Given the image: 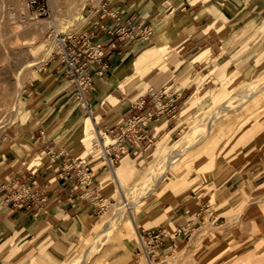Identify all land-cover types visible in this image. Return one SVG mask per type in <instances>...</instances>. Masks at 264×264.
Returning <instances> with one entry per match:
<instances>
[{
  "label": "rangeland",
  "instance_id": "obj_1",
  "mask_svg": "<svg viewBox=\"0 0 264 264\" xmlns=\"http://www.w3.org/2000/svg\"><path fill=\"white\" fill-rule=\"evenodd\" d=\"M56 1L57 6L54 7L50 0H0V12L1 9L6 11L5 23L2 29H0V32L2 30L6 34V45L12 47L19 46L20 39L12 33L15 32L18 27L20 28V23H34L44 20L51 22L53 19H57L59 22L58 30L64 32L61 38L66 39L67 44H69V40L72 43L76 42L78 37L84 35L91 26L90 18L99 9L102 0L98 2L96 0H88L86 7L82 11L83 23L81 24L66 19L64 9L69 3V0ZM104 1L105 0H103V2ZM54 31L55 27H49L34 44H31L32 41H29V39L26 40L34 57H41L47 52V58L42 64L33 67L34 72L32 76H30V82L26 83L24 90L20 93L19 106L15 109L12 105L9 112L5 109L9 108V106H6L7 103L3 106V113L8 114L7 116H3L4 119H2V122L5 124V127L0 131V188L2 186H8L12 173H17L22 170L23 167H26L25 165H20V158L32 152H36L35 150L25 147L24 143L20 142L21 124H24V122L28 120L22 102L28 88L42 78V73L47 71L51 65H55V63L57 65V58L56 56L54 57V54H57L61 49L56 50L58 42L53 33ZM256 47L257 49L252 55L243 57L238 62V57H236L235 60H232L234 59L233 57L228 59V69L225 71L235 66V70H241V72L245 74L251 72V79H255L257 76L261 75L262 73H259L257 69L264 64V56L262 55L264 52V38L257 43ZM53 51L54 53L52 55ZM168 54V48L164 49L160 55L159 64L144 72L138 81L128 82L125 88L114 84V80L116 79H112L109 82L103 81L104 83L101 87H103L104 90H102V93L97 99L93 100L86 97V100L91 99L93 102L98 103L103 98L105 94H103V92L105 90L110 92L115 89L114 93L116 94L119 105L115 110L104 114L102 120L96 121V127L98 129L105 132V130L111 129L118 123H121L125 118L124 112L128 105V99H135L140 94L145 93L146 89L150 86H154L156 87L155 89H158L161 85L165 84L170 77L168 63L175 58L168 57ZM259 57H262L260 62H258ZM5 61H7V59L1 60L0 66L3 65ZM235 62L241 63L235 65ZM212 63L214 66L213 68L216 66L217 70L215 74L211 75L208 79L209 81L204 80L202 83L199 81L195 82L199 76H203L202 74H197V76L193 78L188 77L184 86L195 84V91L198 89H201V91L215 89V87L221 83L219 81L220 79L217 77L221 65L216 62V60H212ZM2 85L4 84L0 82V87ZM109 85L111 87H109ZM175 88V85L172 88L166 87L168 92L173 91ZM2 90H7V88H0V99L3 96L1 93ZM10 101L11 99L8 100V105ZM126 101L127 103L125 106L120 108L121 104L123 105ZM82 102L83 101L79 99H75V106H77V109L74 115L78 116L65 123V126H67L71 124L72 121L75 122V125L66 133V136H68L67 138L78 137V140H76L73 145L76 147L73 155L76 160L80 159L81 162L87 163L89 165L88 167H90V171L94 173V176L91 177L92 185L87 186L91 175H88L85 171L82 172V182L84 183V190L86 192L82 201L88 204V207L97 205L95 212L96 216L91 228L67 249V253L59 256L53 253L49 254L52 260L55 259L57 261L56 264L80 263V261L83 260L82 255L84 253L82 250L84 243L83 238L89 235L94 226H104L103 217L111 205H116L119 208L125 202L118 199L116 196L103 193L105 184L103 185L101 182L97 181V176H101L106 178V186L113 185L108 166L103 161L100 162L103 158L100 157L95 160V158L101 156L102 153H100V150L93 145L88 151H86L87 149L80 150L82 140L84 139V137L81 138L83 127L82 120L84 118V114H82L84 111H81ZM183 106L184 104L177 110L175 118L168 122H166V118L163 117L164 115H161L160 118H162L161 122L164 124V128L158 133L157 139L153 137L152 133L151 141L145 151L134 153V155L123 159V157L126 156L125 154L121 156L115 165L119 163L122 164L127 160H133L134 162H140L142 159H144L145 162L150 160L152 157V147L155 143H157L160 138H163L166 132L170 133V130L176 129ZM197 108L198 110L194 109L186 115L185 121L191 123L193 119L199 115L200 110L199 107ZM10 117L13 118V120L6 125V122H8L7 119ZM65 126L60 128V130L65 128ZM236 133L237 138L234 144L230 142L226 147L228 151L227 156L225 158H217V164L210 170V176H208V178L202 180L199 175V177L193 181V184L189 183L190 186L187 184L181 185L180 178L174 175L171 170H168L165 172L166 181L163 183L159 182L158 184L160 175L155 174V180L144 186L145 188L142 190L143 198L140 199L141 195L140 197L136 196L135 200L132 202L133 205L125 206V214L122 218L130 219V215L133 222L138 227V232H141L143 228L145 232H148V230L156 227L171 235V231L175 228V221L173 223H168L170 220L184 219L180 222L184 224L186 219H196L195 225L191 227V235L185 240H182L181 236L178 239L177 246L172 242H167L166 245L152 254V260H155L156 257V259H158L156 261L158 264H264V229L262 227L259 228L257 223L253 222V219H256L260 215H264L262 212V207L264 205V177L259 183L251 180L254 178L253 176L256 175L257 171L264 170V121L262 120L260 122L258 119L254 118L244 119L237 125ZM169 137V141L178 140L180 133L176 129ZM3 138L7 139L2 140ZM190 142H193V146H190L189 151L179 159L182 163H188V166H192L194 156L205 157L212 152L214 147L211 141L201 142L192 138ZM41 156L44 157L47 155ZM48 159L49 158H47V160ZM229 163L231 167L228 166V168H226ZM239 163V167H236ZM256 164L260 166L256 168L254 175H250L251 179L247 174L243 175V172L249 170V167H253V165ZM163 170L164 167L162 165L159 166V172ZM239 170H241L242 178L233 181L230 178L231 175L233 172ZM260 176H264V172ZM128 179H130L131 182L133 176H129ZM203 181L204 184L201 185ZM197 185H199V187H196ZM113 188L115 187L113 186ZM161 188L163 189L160 190ZM93 189L94 193L92 195L94 197H92L93 201H90L88 196ZM133 192V190L130 191L126 199L131 198ZM2 203L3 197L0 195V206ZM167 208H169L168 210L175 208L172 216H167L165 212ZM126 210L129 211L127 212ZM130 210L132 212L128 214ZM164 219L165 222L161 223L160 221ZM220 219H226V222L220 224L218 223ZM106 230H108V228H106ZM128 230L130 229L128 228ZM232 235L238 238L233 239ZM145 241L147 244L149 243L147 239H145ZM27 243L29 244L24 245V241L21 242L20 240L18 247L22 250L26 249L28 246L31 247L30 241ZM49 243L53 246H57L55 240H44L38 245L47 246L50 245ZM5 246L6 245H2V247ZM34 246L32 245L31 248ZM107 246H102L101 252L104 250L103 248ZM163 248L166 250H163ZM150 250L152 251V249ZM225 250L226 252H224ZM165 251H170L167 257H165ZM99 253L100 251L98 254ZM117 254V257L113 254L108 256H100L99 254L97 256H99L98 258L100 259L95 264H138V262H140V264H148L145 262L141 246L135 239H131L129 236L120 245ZM219 254H221V256ZM1 256L0 264H30L24 259L20 260L16 258V256L9 259L6 256L1 258ZM121 259L124 260L122 263Z\"/></svg>",
  "mask_w": 264,
  "mask_h": 264
},
{
  "label": "crops",
  "instance_id": "obj_2",
  "mask_svg": "<svg viewBox=\"0 0 264 264\" xmlns=\"http://www.w3.org/2000/svg\"><path fill=\"white\" fill-rule=\"evenodd\" d=\"M102 2L103 0L90 18L91 26L87 30L92 40L102 45V60L108 66L101 77L94 76L92 88L87 93V97L93 100L104 90L101 87L103 81L109 82L127 76L134 70L135 58L148 47L157 45L155 35L157 37L169 30L180 33L165 41L168 57H175L168 63L169 79L158 89L150 86L135 99H128L125 118L114 128L123 125L132 114L140 112L130 107L131 103L140 98L144 97L145 108L154 111L153 100L164 90L167 98L163 96L160 100L171 101L179 109L191 99L196 89L195 84L184 86L188 77L207 75L209 70L214 69L212 60L222 65L232 57V60L238 57L237 62L243 57H249L256 51L257 43L264 38V0ZM112 44H116V47L112 48ZM198 57L201 59H192ZM180 59L183 61L177 65ZM237 62L234 64L241 63ZM99 68L100 65L91 66V70ZM184 70L186 72L182 73ZM174 85L176 88L168 92L166 87L172 88ZM23 99L28 120L21 124L20 142L38 154L47 155L49 159L37 169L23 167L19 172L12 173L8 186L0 188V195L3 197L0 206V256H7L9 259L29 255L44 240L56 241L57 246L50 243L47 246H52L51 253L59 256L67 253V249L94 224L97 205L88 207L82 201L86 195L82 172L91 175L87 186L92 185L91 177L94 173L87 163L76 160L73 155L76 149L73 145L78 137L66 136L75 123L72 121L67 126L65 123L78 115H74L77 109L74 87L64 73L51 65L42 73V78L28 88ZM126 103L127 101L121 104L120 108ZM160 119L162 118L154 121L152 126ZM259 166L256 164L249 167L243 175L247 174L251 179L250 175H254ZM240 171L233 172L230 178L233 181L241 179ZM263 172L264 170L257 171L251 180L259 183L263 180L264 176H260ZM93 193L94 189L88 196L90 201H93ZM262 212L264 213V205ZM182 220L184 219H174L168 223L175 221L177 229L193 227L196 223V219H186L184 224L180 223ZM160 222H165V219ZM225 222L226 219L218 220L220 224ZM253 222H259L264 229V215L253 219ZM156 230L159 229L154 227L145 232L143 228L145 233ZM232 237L238 238L235 235ZM20 240L24 241V245L30 241V246H35L22 250L18 247ZM51 253L47 254L48 257Z\"/></svg>",
  "mask_w": 264,
  "mask_h": 264
},
{
  "label": "bare ground",
  "instance_id": "obj_3",
  "mask_svg": "<svg viewBox=\"0 0 264 264\" xmlns=\"http://www.w3.org/2000/svg\"><path fill=\"white\" fill-rule=\"evenodd\" d=\"M50 1L52 6H57L56 0ZM96 1L98 2L100 0ZM87 2L88 0H69V3L64 9L66 19L68 21H73L74 23H83L82 11L86 7ZM5 14L6 11L1 9L0 29H2L5 23ZM19 26L20 28L18 27V29L12 33L20 39L19 46H7L5 42L6 34L2 30L0 32V61L7 59V61L0 66V82L5 85V87L4 85L1 87L4 89L7 88V90H2L1 92L3 96L0 99V131L5 127V124L2 122V119H4L3 116H7L8 114L3 113V106L7 103L6 106H9V108L5 109L6 111L8 110V112L12 105L15 109L19 106L20 93L24 90L26 83L30 82V76H32L34 72L33 67L42 64L48 55L46 52L41 57H34L26 40L29 39V41H32L31 44L36 43V41L42 36L43 32L53 26L55 27L53 33L58 42L56 50H62L64 47V38H61L64 32L58 30L59 22L57 19H53L51 22L44 20L34 23H20ZM169 31L155 37L157 45L148 47L147 50L136 57L133 61L134 70L129 73V75L114 80V84L125 88V85L128 82L138 81L144 72L149 68L158 65L161 53L164 49L168 48L167 42L165 41H168L170 37H174L177 34L175 30L172 32ZM177 35L179 36L180 33ZM53 53L54 51L52 52V55ZM262 55L264 56V52ZM192 59L200 60L201 57ZM261 59L262 57H259L258 62H260ZM181 61L183 60L180 59L176 64L179 65ZM228 63L229 62L225 61L219 67L220 71L217 74V77L220 79L219 81L221 83L217 85L215 89L207 91H201V89H198L193 93L191 99H189L181 108L182 112L176 127L177 131L180 133L179 139L169 141V135L174 133L176 129L171 130L170 133H166L165 136L160 138V140L152 147V157L146 162L144 159L140 162L127 160L122 164L119 163L118 165H112L104 151V147L110 143L111 138L103 130L101 131L96 127V121L102 120L104 114L115 110L119 105L116 94L114 93L115 89L112 88L113 90L110 92L105 90L106 92L103 98L98 103L93 102L91 99L86 100L85 98L83 100L81 111H84V113H82L84 114V118L82 120L83 127L81 138L84 137V139L82 140L80 150L87 149L86 151H88L92 145L100 150V153L102 154L95 158V160L100 157L103 158L100 162L103 161L108 166L113 185L106 186L107 180L101 176H97V181L101 182L103 185L105 184L103 193L116 196L118 199L125 202L119 208L116 205H111L103 217L104 226H94L89 235L83 238V260L78 264H95L100 259L98 258L99 256H97L99 254L100 256L113 254L117 257L118 248L128 236L131 237V239H135L141 246L146 263L158 264L156 262L158 260L156 257L155 260H152V258L148 256V245L145 244V246H143L138 232L139 230H137L138 227L135 225L130 215V219L122 218L125 214V206L133 205L132 202L135 200L136 196L140 197L141 195L140 199L143 198L142 190L147 183L155 180V174L160 175V181H158V184L159 182L163 183L166 181L165 172L168 170H171L174 175L180 178L181 185L187 184L190 186L199 175L202 180L208 178V176H210V170L217 164V158H225L228 153L226 150L227 145H229L230 142L234 144L237 138V125L244 119L247 120L249 118L258 119L260 122L262 120L264 121V64L257 69L259 73L262 74L255 79H251V72L245 74L241 72V70L237 71L235 70V66L225 71L228 69ZM216 70L217 67L215 66V68L211 69L207 75L199 76L195 82L199 81L202 83L204 80L207 81L211 75L215 74ZM184 72H186V70L182 73ZM109 87L111 86L109 85ZM10 99L11 101L8 105V100ZM197 107H199L200 110L199 115H197L191 123L185 121L186 115L194 109L198 110ZM7 120L8 122H6V125L13 120V118L10 117ZM161 121L162 119L154 124L152 133L155 138L158 136V131L164 127V124H162ZM192 138L201 142L211 141L214 147L212 152L205 157L194 156L192 166H188V163H182L179 159L189 151L190 146H193V142H190V140L192 141ZM134 153L137 152L127 153L123 159L134 155ZM47 158V156L43 157L37 152H32L31 154L20 158L19 163L21 166L25 165L28 168L37 169L47 160ZM161 165L164 167V170L159 172V166ZM228 166L231 167V164L229 163L226 168H228ZM129 176H133L131 182L130 179H128ZM202 184H204V181L201 185ZM113 186L115 188H113ZM196 187H199V185ZM162 189L163 188L160 190ZM132 190L134 191L132 197L126 199V196ZM168 209L169 208H167L165 212L169 217L174 214L175 208ZM131 212L132 211L130 210L128 214H131ZM256 223L260 228V223ZM106 228H108V230H106ZM128 228L131 231L128 230ZM105 245L108 246L103 248L104 250L101 252L102 246L104 247ZM51 247L52 246L46 247L37 245L36 249L31 254L20 255L17 258L20 260L24 259L30 264H56L57 261L55 259L52 260L47 255L48 253H51ZM163 250L166 249L163 248ZM99 251L100 253L98 254ZM224 252H226V250ZM164 254L165 257H167L168 254H170V251H165ZM219 255L221 256V254ZM121 260L122 263L124 260ZM138 264H140V262H138Z\"/></svg>",
  "mask_w": 264,
  "mask_h": 264
},
{
  "label": "built area",
  "instance_id": "obj_4",
  "mask_svg": "<svg viewBox=\"0 0 264 264\" xmlns=\"http://www.w3.org/2000/svg\"><path fill=\"white\" fill-rule=\"evenodd\" d=\"M105 11V10H104ZM121 38V37H120ZM64 47L56 56L57 69L61 70L66 76L68 82L74 87V99L83 101L88 91L92 88L94 76H102L104 70L108 68L103 63L102 45L92 40L88 32L78 37L76 42L67 44L64 39ZM112 48L116 44H112ZM53 57V58H54ZM100 65L97 70H91L92 65ZM167 98L166 90L153 100L154 111L145 108V99L140 98L138 101L130 104L132 109L140 111L132 114L121 126L105 130L111 141L104 147L112 165L116 164L121 156L129 152L145 151L152 138V123L164 115L168 121L175 118L177 112L176 104L171 101L163 102L160 98ZM171 102V103H170ZM3 140H5L3 138ZM192 226H184L183 228H174L171 235L163 230H156L145 233L143 230L139 232L143 246L148 245V256L161 249L167 242H172L177 246L179 237L185 240L191 235ZM148 240V244L145 241ZM152 249V251L150 250Z\"/></svg>",
  "mask_w": 264,
  "mask_h": 264
}]
</instances>
